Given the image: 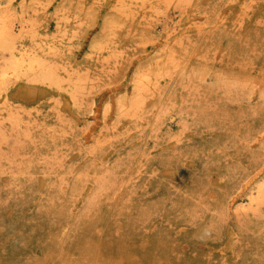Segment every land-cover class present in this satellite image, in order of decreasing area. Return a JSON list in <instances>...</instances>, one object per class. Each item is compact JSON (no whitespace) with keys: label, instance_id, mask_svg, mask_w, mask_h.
<instances>
[{"label":"rangeland","instance_id":"rangeland-1","mask_svg":"<svg viewBox=\"0 0 264 264\" xmlns=\"http://www.w3.org/2000/svg\"><path fill=\"white\" fill-rule=\"evenodd\" d=\"M0 14L56 78L0 84V264H264V0Z\"/></svg>","mask_w":264,"mask_h":264},{"label":"bare ground","instance_id":"bare-ground-1","mask_svg":"<svg viewBox=\"0 0 264 264\" xmlns=\"http://www.w3.org/2000/svg\"><path fill=\"white\" fill-rule=\"evenodd\" d=\"M7 13H9V12H7ZM8 22H9L8 20H7V22L2 21L1 16H0V51L3 53H4V51H7L10 54L9 58L6 59L0 65V84H1V82H4V79L8 75H11L9 77H12V76L13 77L14 76L19 77L21 75H25L26 73L29 75V72L31 74H33V76H35V77H33L34 79H32L34 81H41V82L47 81L48 83L55 84L54 82H55L56 78L54 77V75L52 73L53 70L51 71V69H52L51 65L48 64L51 68L50 69V68H48V65H45L47 63H44L43 62L44 60L43 59L41 60L40 57L39 58L36 57L35 54L33 56L32 53H29V54H31V56H29L28 52L25 50L27 48H21L20 45L18 47L21 48L20 49L21 52L19 51V48L16 45V36L14 35L13 29L11 28V25H10L11 23L9 22L10 24H7ZM20 26L23 27V25H20ZM37 71L39 73H36ZM140 76L142 77V75H140ZM140 78H139V80H140ZM139 80H137V81H139ZM147 81H149V80H147ZM3 136H4V134H3ZM255 192H257V194H263V192H264V177L257 184ZM259 196H262V195H258V197ZM253 198H255L253 196V192L250 191L249 192V200L252 201ZM259 201H261V200H259Z\"/></svg>","mask_w":264,"mask_h":264}]
</instances>
